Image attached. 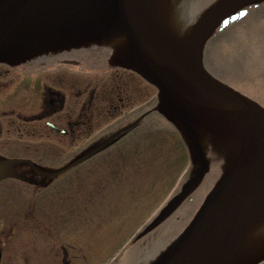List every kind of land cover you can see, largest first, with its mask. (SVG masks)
<instances>
[{
    "label": "water",
    "instance_id": "1",
    "mask_svg": "<svg viewBox=\"0 0 264 264\" xmlns=\"http://www.w3.org/2000/svg\"><path fill=\"white\" fill-rule=\"evenodd\" d=\"M263 0H216L179 35L171 0H0V62L17 64L91 41L116 43L115 61L157 92L153 108L180 132L198 164L146 226L161 222L208 170V135L228 163L182 232L149 264H256L264 259V107L205 68L206 41L239 9ZM211 163L222 170L217 149ZM222 148V146H221ZM0 161V179L16 175Z\"/></svg>",
    "mask_w": 264,
    "mask_h": 264
},
{
    "label": "rangeland",
    "instance_id": "2",
    "mask_svg": "<svg viewBox=\"0 0 264 264\" xmlns=\"http://www.w3.org/2000/svg\"><path fill=\"white\" fill-rule=\"evenodd\" d=\"M202 5H204L203 0H197L191 9L198 10ZM217 34L209 42L211 48L208 50V55L213 57V63L217 67H225L229 76L237 75L235 65L241 64L243 73L249 62L246 59L247 53L251 55V51L246 46L237 47L243 46L240 39L242 37L246 39L245 33L237 29L228 35L229 39L227 36L223 37L228 40H219L216 38ZM260 45L261 43L256 42L255 48L258 52H261ZM226 51H230V54ZM238 54H243V58H239ZM259 58L262 61L257 62L258 69L247 73L250 80L248 87L236 77L225 80H230L264 104V56L261 55ZM210 69L215 76L222 79L219 73ZM142 84L147 87V104L150 106L156 91L143 81ZM158 120L159 116L156 113L148 117V135L151 136L152 141L147 147L149 151L143 153L145 157L141 154L134 160L128 158L120 164L118 159L129 154H121L118 158L116 151L113 154L102 153L92 161L72 167L61 176L55 177L49 186L41 188L40 195L35 201L26 198V192L22 201L10 202L9 207L7 202L8 214L7 222L4 220L2 222L4 226L8 227L11 219L14 220L29 211L24 221L17 222L10 241L11 249L16 247L19 249L16 258L22 259L23 255L20 252L29 241L35 240L37 252L31 246L33 264H47L45 249L54 248L56 244L69 245L72 247L71 254H75L78 250L79 255L80 251L83 254L86 252L87 264H112L114 259L126 250L124 257L120 256L115 264L127 262L129 264L139 260L140 249L144 242L149 248L153 247L154 251L157 243L165 242L182 229L198 209L220 171L212 164L214 166L202 182L164 223L159 224L160 226L145 236L134 238L135 233L143 228L176 191L179 181L187 176L189 168L192 167L189 160L184 158L183 150L178 147L177 140L171 134L169 127L162 121L156 124ZM153 125H156V130L162 133L156 131L152 133ZM163 136L166 137L164 143L170 147L163 144L161 138ZM174 158L179 162H185V165L182 167L178 161H174ZM142 160L143 166L140 170L136 167L140 166ZM182 168L183 170L179 172ZM135 199H139L138 204L134 203ZM47 230L54 231L57 235L49 240L46 236ZM49 241L51 242L48 243ZM12 262L16 263L15 260ZM73 262L83 264L81 258Z\"/></svg>",
    "mask_w": 264,
    "mask_h": 264
},
{
    "label": "flooded vegetation",
    "instance_id": "3",
    "mask_svg": "<svg viewBox=\"0 0 264 264\" xmlns=\"http://www.w3.org/2000/svg\"><path fill=\"white\" fill-rule=\"evenodd\" d=\"M108 56L107 49L91 45L16 66L0 63V159L19 160L14 168L20 175L0 181L1 202L21 197L28 187L49 185L53 178L47 173L62 169L69 156L90 152L115 128V117L146 104L141 78L111 65ZM4 216L0 205V264H10L16 251L7 244L15 229L3 226ZM60 250V264H72L77 256L64 246Z\"/></svg>",
    "mask_w": 264,
    "mask_h": 264
},
{
    "label": "trees",
    "instance_id": "4",
    "mask_svg": "<svg viewBox=\"0 0 264 264\" xmlns=\"http://www.w3.org/2000/svg\"><path fill=\"white\" fill-rule=\"evenodd\" d=\"M241 30L246 36H262L258 41L264 45V4L251 8L247 14L238 20L237 25H230L225 29L226 31ZM261 52L264 54V48H261Z\"/></svg>",
    "mask_w": 264,
    "mask_h": 264
},
{
    "label": "bare ground",
    "instance_id": "5",
    "mask_svg": "<svg viewBox=\"0 0 264 264\" xmlns=\"http://www.w3.org/2000/svg\"><path fill=\"white\" fill-rule=\"evenodd\" d=\"M179 9H177V11H178Z\"/></svg>",
    "mask_w": 264,
    "mask_h": 264
}]
</instances>
